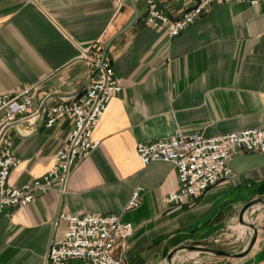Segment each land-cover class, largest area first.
Listing matches in <instances>:
<instances>
[{
    "label": "crops",
    "instance_id": "crops-1",
    "mask_svg": "<svg viewBox=\"0 0 264 264\" xmlns=\"http://www.w3.org/2000/svg\"><path fill=\"white\" fill-rule=\"evenodd\" d=\"M178 18L198 0H157ZM139 18L110 43L122 91L93 130L99 144L78 162L66 190L37 192L0 216V264H44L50 240L67 227L65 214L120 213L134 231L115 255L121 264H160L176 245L228 228L244 203L264 195V152L233 156L234 174L180 205L165 195L180 185L176 166L147 165L136 147L174 135H214L264 125V1L213 3L179 34L146 25L149 0H135ZM134 16L131 0H0V94L36 86L30 113L83 92L109 38ZM18 120L7 130L19 186L51 168L73 127ZM141 186L140 204L126 208ZM56 219L58 223L55 224ZM237 264H264V234Z\"/></svg>",
    "mask_w": 264,
    "mask_h": 264
},
{
    "label": "built area",
    "instance_id": "built-area-1",
    "mask_svg": "<svg viewBox=\"0 0 264 264\" xmlns=\"http://www.w3.org/2000/svg\"><path fill=\"white\" fill-rule=\"evenodd\" d=\"M226 0H198L178 18H172L157 0H149L144 16L146 25L165 29L171 35L179 34L197 20L213 3ZM252 4L264 0H244ZM100 55L93 59L94 67ZM122 91L114 68L105 57L91 75L82 93L61 98L44 106L42 114L46 124L59 118L69 117L73 127L68 138L54 154L49 170L22 185L9 182L12 169L18 163L7 134L8 128L18 120H36V112L30 113L36 100V86H27L14 93L0 94V216L7 208L30 203L37 192L66 190L68 178L80 160L90 154L99 144L92 133L105 112L110 100ZM42 116V115H41ZM144 165L153 160L171 161L177 168L180 185L165 195V202L180 205L192 201L208 188L234 174L230 159L242 152H264V125L244 127L214 135L195 132L174 135L148 142L136 147ZM141 186L131 192L126 208L140 204ZM58 218L67 221L61 237L50 240L44 264H121L115 255L118 245H124L134 227L121 219L120 213L65 214ZM58 223L56 219L55 224Z\"/></svg>",
    "mask_w": 264,
    "mask_h": 264
},
{
    "label": "rangeland",
    "instance_id": "rangeland-1",
    "mask_svg": "<svg viewBox=\"0 0 264 264\" xmlns=\"http://www.w3.org/2000/svg\"><path fill=\"white\" fill-rule=\"evenodd\" d=\"M251 200L256 201L242 211ZM244 206L224 233L186 239L163 256L160 264H237L243 260L264 234V195L248 199Z\"/></svg>",
    "mask_w": 264,
    "mask_h": 264
},
{
    "label": "water",
    "instance_id": "water-1",
    "mask_svg": "<svg viewBox=\"0 0 264 264\" xmlns=\"http://www.w3.org/2000/svg\"><path fill=\"white\" fill-rule=\"evenodd\" d=\"M131 2H132V4H133V6H134V16H133V18H132V19H131V20H130L125 26H123L121 29H119L114 35H112L111 38H109V39L107 40V42H106V44H105V46H104V49H103L102 55H101V57H100V60H99L98 64L95 66L93 73L98 69V67L100 66V64H102V62L104 61L105 56H106L107 49H108L110 43L112 42V40H113L115 37H117L118 35H120L121 33H123L124 31H126V30H127V29H128L133 23H134V21H135L136 19L139 18V9H138V7H137V5H136V2H135V0H131ZM93 73H92V74H93ZM88 81H89V80H88ZM88 81L85 83V85L88 83ZM44 106H45V102L42 101L41 106H40V109H39V112H38V117L41 116ZM253 201H256V200H251V201H249V202L243 207L242 211H243L248 205H250Z\"/></svg>",
    "mask_w": 264,
    "mask_h": 264
},
{
    "label": "bare ground",
    "instance_id": "bare-ground-1",
    "mask_svg": "<svg viewBox=\"0 0 264 264\" xmlns=\"http://www.w3.org/2000/svg\"><path fill=\"white\" fill-rule=\"evenodd\" d=\"M182 257V256H181Z\"/></svg>",
    "mask_w": 264,
    "mask_h": 264
}]
</instances>
